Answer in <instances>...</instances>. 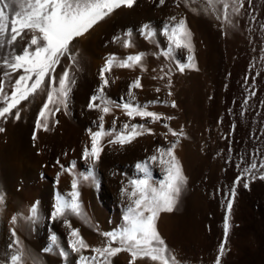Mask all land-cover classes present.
Wrapping results in <instances>:
<instances>
[{"label": "rangeland", "instance_id": "374dc122", "mask_svg": "<svg viewBox=\"0 0 264 264\" xmlns=\"http://www.w3.org/2000/svg\"><path fill=\"white\" fill-rule=\"evenodd\" d=\"M144 1L136 0L137 4L134 7ZM180 2L183 4V0H165V5L160 6L159 0H146L148 5L153 4L157 10L164 6L169 8L165 17L161 16L153 22L155 28L150 27L155 33L152 39L157 35L161 38L158 46L150 44L151 42L142 32L146 23L151 25L147 21H141V24L132 29L121 26L119 30L113 32L114 34L112 33L113 35L105 36L97 43L94 38L92 39V34L102 26L104 21L127 8L114 11L93 26L89 32L74 40V46L70 47L77 61L72 73L75 85L72 88L67 110L61 108L60 112L50 117L49 131L36 130L38 112L47 100L46 90L38 91L34 96L29 97V100L21 102L18 106L21 113L20 120L17 121L12 117H9L6 122L0 120V127L5 128V131L0 133V141L4 139L5 142L3 140L0 143L9 144L0 145L2 149H0V197L4 192L2 201H5L3 203L0 200L2 202L0 206L3 205L0 207V213L7 211L5 215L1 213L0 216L3 217L0 218V264H5L13 254V249L9 247L14 239L13 230L25 251L23 264H33V257L38 259V264H78L79 254L73 253L69 247L72 239L70 232L72 229L78 230L88 244V228L93 229V226H90L92 223L89 211L92 210L94 213L106 211L108 215H106L108 224L106 232L119 229L124 223L122 215L131 203L127 194H121V189L126 188L130 193L132 191L130 182L144 178L136 165L147 163L151 170V179L157 185L164 177V170L160 164L149 160L150 156L158 155V148H167L176 140V137L163 127L164 123L176 131L183 128L186 134V138H180L175 155L182 164L187 184L174 211L166 212L169 218L163 224L162 232L165 235L162 233L161 238L167 247L183 264H216L218 255L220 264H227L239 253L241 240H248L253 247L258 245L255 233L251 232L247 236L248 239L239 235L237 231L242 227V220L237 214L240 215V211L264 210V180L258 178L260 174H264V170L259 168L254 170L253 178L245 181L249 184L248 188H244L243 184L236 186L233 182L238 175H244V169L250 164L259 165L264 162V28L261 27L264 25V0H250V3L249 0H245V9L242 14L239 17H232L235 21L234 27L226 25L223 21L220 5L217 7L218 11L213 12L207 0H186V5L183 4L185 8ZM195 3L199 7L197 4L195 6ZM218 14L221 15L219 20L216 18ZM172 16H175L177 20L185 19L188 28H191L193 32H191L194 47L192 55L195 58L196 69H186L184 73L177 70L176 63L188 62L187 50H176L172 60L162 55L168 48L164 27L174 23L169 19ZM128 31L132 32L131 39L135 44L131 48H124L121 41H114V37L123 38ZM90 37L94 42L90 40L88 43ZM146 41L149 45L145 43ZM26 43L27 39L18 43L14 46L15 51L20 53ZM139 53H145V59L142 61L143 70L141 66H139L141 70L138 66L135 68L113 67L110 73L105 74L109 81L104 90L105 96L115 103L122 104L129 99L127 96L129 86L139 78L142 87L132 89L135 95L134 103L141 106L148 105L147 110L173 118L156 123L151 122L150 118L130 119L122 109L113 107L112 112L105 116L106 131L112 128L115 120L117 131L124 123L143 124L154 134L144 132L143 135L123 146L108 142L114 136H104L100 142L103 150L99 161L93 165L91 158L87 161L83 158V152L85 148L89 150L91 148V132L100 130L98 127L100 112L88 108L91 96L97 94L102 84L100 70L110 56L114 55L118 60H123L128 55ZM3 56L4 54L0 52V58ZM153 62L158 70L153 69L163 73L165 80L168 78L175 81L176 79V82L181 83V85L179 83L180 88H175L163 79L160 81L161 78L159 81L152 78ZM68 63L66 58L62 59L56 72L60 73ZM0 65H2V59H0ZM3 71L5 69L0 66V79H7L3 77ZM20 74L22 71L14 74L12 81ZM164 81L168 85H164ZM168 87L177 89L172 88V92L170 91L172 96L167 95ZM157 88L160 89L159 92L156 91ZM6 91L9 94L11 92L7 84ZM253 91L256 93L254 96L250 95ZM245 99L248 101L247 104L244 103ZM157 100L160 103H150ZM173 101L177 105L175 108L171 107ZM96 103L99 104V101ZM34 132L35 140H33ZM19 151L24 154L21 155ZM1 152L6 154L2 155ZM7 154L11 156L12 162L16 161L11 167L9 166V169L14 171L13 175L10 170V172L4 170L5 167L1 162L3 156H8ZM19 154L24 156L21 158ZM89 170L93 171L95 182H89V186L87 182H81L78 187L79 200L85 214L89 216V223L69 215L67 220L71 225L70 228L64 222L65 218H52L51 213L54 211L57 196L70 199L72 180L79 179ZM233 187L236 191L234 198L230 196ZM252 194L254 203L258 201L254 207L250 200ZM229 199L233 203L230 213L227 210ZM32 206H36L38 212L35 223L26 219L30 215ZM13 217H16L15 223H13ZM226 218L227 236H225ZM116 221L119 223L114 226ZM53 236L56 238L55 245L52 244ZM101 236L99 245L106 242L105 237ZM222 242L225 250L220 255L219 249ZM61 252L67 255L61 256ZM83 254L92 255L88 251H84Z\"/></svg>", "mask_w": 264, "mask_h": 264}, {"label": "snow or ice", "instance_id": "6c2138e0", "mask_svg": "<svg viewBox=\"0 0 264 264\" xmlns=\"http://www.w3.org/2000/svg\"><path fill=\"white\" fill-rule=\"evenodd\" d=\"M250 3V0H249ZM136 0H0V49H10L7 55L2 58L3 77L0 79V120L7 121L9 117L20 120L21 113L19 105L22 101L29 100L38 91H47V100L40 108L36 120V130L42 129L49 131L50 117L55 116L61 111V108L67 110L69 98L72 88L75 85L73 73L76 65V56L72 53L71 47L73 41L83 36L98 22L110 16L114 11L120 8L131 9L135 6ZM165 0H159V5L163 6ZM207 4L213 12H217V6H222V17L226 25L235 26L232 17H239L245 9V0H207ZM250 14V13H249ZM216 18L221 19V15ZM173 21L171 25H165L164 35L168 40L167 51L162 53L169 60L173 59V53L176 50H187L189 53L187 63L177 62L176 68L180 73H184L186 69H196L195 58L192 55L194 47L192 43V33L187 26L186 20L181 18L177 20L175 16L169 18ZM255 17L253 16V22ZM264 28V25H261ZM142 32L145 38L151 41L155 35L151 31L149 25H144ZM30 37V38H29ZM132 32L128 31L124 37L116 36L114 41H121L124 48H131L134 43L131 39ZM19 38V40H18ZM27 39L20 53L14 49L18 43H22ZM145 53L136 55H128L123 60H118L116 56H110L104 67L100 70L99 76L102 84L90 98L88 104L89 109H96L100 112L99 131L91 132V148H85L83 158L87 161L89 158L95 162L99 161L102 152L101 140L104 136H114L109 143L119 144L123 146L131 143L144 132L152 133L150 128L143 124L124 123L122 128L117 131L115 120L111 129H104L105 116L112 112L113 107L122 109L123 113L130 119L140 117L141 119H149L153 123L162 120H171L173 117H164L153 111H149L148 105H139L134 103L135 95L132 89L142 87L140 79L137 78L130 86L127 96L128 100L121 103H115L107 98L104 94L105 88L109 81L106 73H110L113 67L134 68L142 67V61ZM69 61L60 73L56 69L61 64L62 59ZM18 75L14 81L12 76ZM163 71V69H162ZM171 71V69H169ZM163 79V77H161ZM247 80V78H246ZM6 84L11 88L10 94L6 91ZM170 87V85H169ZM160 91L159 88L156 89ZM255 91L250 95L254 96ZM169 96L172 93L169 91ZM99 101V104L96 103ZM247 99L244 103L247 104ZM158 104L160 101L150 102ZM171 107H177L173 101ZM15 110V111H14ZM58 123V121H55ZM163 127L168 130L175 142H172L167 148H158V155H152L149 160L153 163L158 162L164 170V177L157 183L151 179V170L147 163H139L137 169L143 173V179H134L130 183L132 191L129 193L126 188L121 189V194L128 195L131 203L124 212V223L119 229L102 232L106 238V242L100 247L90 249V246L84 241L80 233L76 229H72L70 236L72 237L69 247L73 253L79 254L78 264H111L110 258L121 252L130 254V264H136L138 258H148L158 264H181L177 257L167 247L165 241L161 238L156 222L162 212L171 213L177 206L184 187L187 184V177L183 173L180 161L175 155V149L180 143V138H186L183 128L179 131L173 130L167 123ZM5 128L0 127V133ZM167 135V134H166ZM36 139L35 132L33 140ZM239 167V165H237ZM257 168L264 170V162L258 164L252 163L244 169V175H238L233 182L239 186L243 184L244 188H248L249 184L245 182L255 175L254 170ZM70 171V169H65ZM264 180V174L258 176ZM95 176L92 170L87 174H82L79 179L74 178L71 183L72 192L70 199L57 196L54 211L51 213L52 218H65V223L71 228L67 220V216L74 215L79 217L85 223L89 222V218L85 214L82 204L79 200L78 187L81 182H95ZM236 195L235 187L230 191V196L234 198ZM2 200V197H0ZM233 207L232 200L227 203V210L230 213ZM31 223H35L38 219L37 207L30 208V215L26 217ZM16 217H13V223ZM228 232L227 218L225 220V236ZM13 242L9 245L13 249V254L5 264H23L25 251L16 238V232H12ZM56 238L52 237V244L55 245ZM90 249L92 255H84V251ZM50 250V249H49ZM225 250L224 243H221L219 253L223 254ZM61 256L67 253L61 252ZM33 264H38V259L33 257ZM216 264H220L218 255Z\"/></svg>", "mask_w": 264, "mask_h": 264}, {"label": "bare ground", "instance_id": "6f19581e", "mask_svg": "<svg viewBox=\"0 0 264 264\" xmlns=\"http://www.w3.org/2000/svg\"><path fill=\"white\" fill-rule=\"evenodd\" d=\"M139 2V1H138ZM140 2H141V0H140ZM150 2V1H149ZM148 2V3H149ZM186 0H183V4H185L186 5ZM200 2H202V1H200ZM148 3H146V0L144 1V2H142L140 5H139V3H138V6H136V7H133L132 8V10H128V8H127V10L125 9V10H122L121 12H119L117 15H115V16H112V17H109L106 21H104V23L102 24V26L101 27H99L97 30H95V32L92 34L93 36H92V39L94 38V41L97 43V42H99V41H101L102 40V38L103 37H105V36H109L110 34L111 35H113L114 33L113 32H115L116 30H119V28H121V26H123V27H127V28H129V29H132V28H136L137 26H138V24H141L140 22L141 21H147V22H149V23H151V25H150V27H152V28H155V24H153V22H155V20L157 21V19L158 18H161V16L163 17H165V15H167V9H169L168 7H166V6H164L163 8H161V9H159V10H157L154 6H153V4L152 5H148ZM168 3V2H167ZM171 3V2H170ZM181 3V2H180ZM194 3V2H193ZM203 3V2H202ZM201 3V4H202ZM206 3V2H205ZM137 4V3H136ZM151 4V3H150ZM182 4V3H181ZM181 4H179V5H181ZM182 4V5H183ZM196 4L197 3H195V6H196ZM200 4V5H201ZM165 5V4H164ZM204 5V4H203ZM197 6H198V4H197ZM173 7V6H172ZM171 7V8H172ZM182 7V6H181ZM183 7H184V5H183ZM199 7V6H198ZM207 7V6H206ZM218 7V6H217ZM170 8V9H171ZM185 8V7H184ZM196 9H197V7H195ZM201 8V7H200ZM203 8H204V6H203ZM204 9H206V8H204ZM174 10V9H173ZM177 10V9H176ZM185 10V9H184ZM187 10V9H186ZM199 10V9H198ZM200 10H203V9H200ZM206 10H208V9H206ZM206 10H205V13H206ZM178 11V10H177ZM176 11V12H177ZM196 11V10H195ZM180 12V11H179ZM183 12V11H182ZM197 12V11H196ZM200 12V11H199ZM178 13V12H177ZM185 13V12H184ZM199 14V13H198ZM177 15V14H176ZM184 15V14H183ZM204 15V14H203ZM168 18V17H167ZM97 25V24H96ZM125 25V26H124ZM146 25H147V23H146ZM149 25V24H148ZM161 25V24H160ZM191 25V24H190ZM193 25V24H192ZM154 26V27H153ZM140 27V26H139ZM192 27H194V26H192ZM196 28V27H195ZM199 28V27H198ZM123 29H125V28H123ZM136 30V29H135ZM190 30H191V28H190ZM136 32V31H135ZM134 32V33H135ZM191 32H192V30H191ZM113 33V34H112ZM193 33V32H192ZM135 36V35H134ZM133 38V37H132ZM198 39H199V37H197ZM140 39V38H139ZM159 39H161L160 38V36L159 35H157L155 38H153L150 42V44H154V46L155 45H160V40ZM90 40H91V37H90V39H89V41H88V43L90 42ZM143 40V39H142ZM91 41H93V40H91ZM93 41V42H94ZM133 41V40H132ZM136 41H137V39H136ZM144 41V40H143ZM195 42H196V40H194ZM95 43V44H96ZM145 43H147V41L145 42ZM163 43V42H162ZM135 44V43H134ZM148 44V43H147ZM88 45V44H87ZM90 45V44H89ZM97 45V44H96ZM141 45H142V42H141ZM149 45V44H148ZM22 46V45H21ZM91 46V45H90ZM93 47L95 46V45H92ZM162 46V45H161ZM113 47V46H112ZM142 47V46H141ZM151 47V49H152V46H150ZM150 47H148V48H150ZM160 47V46H159ZM146 48V47H145ZM144 48V49H145ZM148 48H146V49H148ZM154 48V47H153ZM84 49V48H83ZM89 49V48H88ZM91 49V48H90ZM199 49H200V47H199ZM10 51V49H7V48H5V49H0V52H1V54H4V55H6L8 52ZM124 51V50H123ZM148 50H146V52H147ZM154 51V50H153ZM153 51H151V52H153ZM83 53V52H82ZM149 53V52H148ZM80 56V55H79ZM148 57V56H147ZM86 58V57H85ZM88 59V58H87ZM145 59V58H144ZM200 59V58H199ZM79 60V59H78ZM151 60V59H150ZM87 61V60H86ZM154 61V60H153ZM174 61V60H173ZM200 61V60H199ZM147 62V61H146ZM202 62V61H201ZM89 63V62H88ZM150 63V62H149ZM199 63V62H198ZM84 64V63H83ZM153 64V66L151 67V65L149 64V66L153 69V68H156L157 69V67H154L155 66V64H154V62L152 63ZM160 64V63H159ZM167 64V63H166ZM144 65V64H143ZM200 65V64H199ZM148 66V67H149ZM139 67V66H138ZM147 67V68H148ZM149 67V68H150ZM159 67V66H158ZM202 67V66H201ZM135 68V67H134ZM139 69H140V67H139ZM138 69V70H139ZM156 69H153L152 71H153V75L151 76L152 78H154V79H156V81L158 80L159 81V78H161V77H163L162 76V74L163 73H160L159 71H157ZM137 70V69H136ZM141 70V69H140ZM164 71V70H163ZM146 73V72H145ZM149 74V73H148ZM138 75V74H137ZM169 75V74H168ZM150 76V75H149ZM258 76V75H257ZM176 77V76H175ZM195 77V76H194ZM191 78H193V77H191ZM196 78V77H195ZM118 79V78H117ZM174 79V78H173ZM151 80V79H150ZM163 80H165V78H163ZM162 79L160 80V81H163ZM178 80H180V79H178ZM165 81H167L169 84H171L172 86L174 85L175 86V88H180V85H181V83H180V85H179V83L178 82H176V79H175V81L173 80V81H171L170 79H166ZM164 81V82H165ZM149 82H151V81H149ZM167 82H165V84L164 85H168L167 84ZM184 82V81H183ZM146 83V82H145ZM163 83V82H162ZM196 84V83H195ZM117 85V84H116ZM162 85V84H161ZM185 85V84H184ZM158 86V85H157ZM186 86V85H185ZM169 88V87H168ZM172 88H174V87H172ZM172 88H169V91H171L172 92ZM174 88V89H175ZM174 89H173V91H174ZM145 90V89H144ZM175 90H177V89H175ZM168 91V90H167ZM178 92V91H177ZM117 93V92H116ZM168 93V92H167ZM168 95V94H167ZM169 96V95H168ZM172 96V95H171ZM176 97V96H175ZM38 107V106H37ZM180 106H178V108H179ZM22 108V107H21ZM180 109V108H179ZM152 110V109H151ZM162 110V109H161ZM175 111V110H174ZM23 113H25V112H23ZM184 113V112H183ZM186 116V115H185ZM190 116V115H189ZM180 117V116H179ZM182 117V116H181ZM179 119V118H178ZM70 120V119H69ZM185 120V119H184ZM181 122H182V120H180ZM179 122V121H178ZM180 123V122H179ZM185 123V122H184ZM173 124V123H172ZM181 124H183V122L181 123ZM180 125V124H179ZM187 125V124H186ZM181 126H183V125H181ZM174 128V127H173ZM1 137V136H0ZM3 137H4V135H3ZM5 139H7L6 137H5ZM3 140L4 139H2L1 141L3 142ZM51 140V139H50ZM0 141V142H1ZM11 141V140H10ZM4 142H5V140H4ZM3 144L4 145H9V144H5V143H0V145H2L3 146ZM18 144V143H17ZM182 144V143H181ZM184 144V143H183ZM19 145V144H18ZM17 145V146H18ZM41 145V144H40ZM13 146V145H12ZM22 146V145H21ZM10 147V146H9ZM179 147V146H178ZM4 148V147H3ZM6 148V147H5ZM17 148V147H16ZM24 148H25V146H24ZM181 148H184V147H181ZM181 148H180V150H181ZM0 149H1V147H0ZM8 149V148H7ZM6 149V150H7ZM2 150V149H1ZM10 150H11V148H10ZM18 150V149H17ZM22 150H24V149H22ZM119 150V149H118ZM185 150V149H184ZM5 151V150H4ZM27 151V150H26ZM33 151V150H32ZM3 152V151H2ZM1 152V153H2ZM8 152H9V150H8ZM18 152V151H17ZM19 152H21V155L22 154H24V153H22V151H19ZM24 152H25V150H24ZM28 153H29V151H28ZM4 154H6V153H2V155H4ZM10 154V153H9ZM13 155H14V152L12 153ZM178 154H179V152H178ZM8 155V154H7ZM18 154L16 153V156H17ZM20 154H19V156H21ZM29 155H30V153H29ZM24 156V155H23ZM23 156H21V158L23 157ZM26 156H27V153H26ZM1 157V156H0ZM11 157V156H10ZM9 157V155L8 156H3V159H1V162L3 163L2 165H4V170L6 171V170H10L9 172L13 175V169H9V166L11 167L12 165H13V163H14V161L12 162V160H11V158ZM13 157V156H12ZM18 157V156H17ZM29 158H30V156H28ZM20 158V159H21ZM26 158V157H25ZM28 158V159H29ZM15 158H13V160H14ZM23 161H25V160H23ZM27 161V160H26ZM29 161H31V160H29ZM32 162V161H31ZM46 162V161H45ZM15 163H16V161H15ZM14 163V164H15ZM17 163H18V160H17ZM22 163V162H21ZM23 164V163H22ZM22 164H20V166H24V165H22ZM1 165V164H0ZM182 165V164H181ZM16 167V166H15ZM19 167V166H18ZM17 167V168H18ZM25 167V166H24ZM23 167V168H24ZM2 168V167H1ZM14 168V167H13ZM21 168V167H20ZM28 168V167H27ZM4 170H3V175H4ZM7 172V171H6ZM16 172V171H15ZM18 172V171H17ZM24 172V171H23ZM28 172V171H27ZM19 174H20V171H19ZM8 175H9V173H8ZM70 175H71V173H70ZM11 176V175H10ZM14 178V177H13ZM17 179V178H16ZM88 183L89 182H87V185H88ZM7 184V183H6ZM40 184V183H39ZM9 186V185H8ZM38 186V185H37ZM89 186V185H88ZM261 189V188H260ZM1 192H3V191H1ZM88 192H89V190H88ZM4 193V192H3ZM2 193V195L4 196V194ZM87 193V192H86ZM88 195H89V197H91L90 196V194L89 193H87ZM1 196V195H0ZM2 196V197H3ZM88 197V198H89ZM4 198V197H3ZM2 198V199H3ZM4 200V199H3ZM87 200V199H86ZM250 200H251V203L252 204H254L253 205V207L256 205V203L258 202H255L254 203V196H253V194L251 195V198H250ZM2 201V200H1ZM0 201V202H1ZM3 203L5 202V201H2ZM1 202V203H2ZM1 206H3V205H1ZM0 206V207H1ZM89 206V205H88ZM95 206V205H94ZM85 207V206H84ZM97 208H98V206H96ZM8 208V207H7ZM94 207H92V209H93ZM90 209V208H89ZM258 209H260V208H258ZM4 210V209H3ZM97 210V209H96ZM1 211V210H0ZM5 211L6 210H4V213H2V214H6L5 213ZM88 211V210H87ZM86 211V212H87ZM105 211V210H104ZM104 211H96L95 213H94V211H92L91 210V212L89 211V215H90V220H91V223H92V225H90V226H93V229L91 230V229H89V228H91V227H89L88 228V245L90 246V249L91 248H94V247H100V246H102V244L103 243H101V245H99L100 244V240L102 239L101 237V233L102 232H106V231H108V224H107V219H106V215H107V213H106V211L104 212ZM7 212V211H6ZM108 212V211H107ZM239 212V211H238ZM237 212V213H238ZM1 213H0V216H1ZM239 214L240 215H238L237 214V216L238 217H240V219L242 220V227L237 231L238 233H239V235L240 236H242L243 238H245V239H248V235L251 233V232H253V233H255L256 234V237L258 238V245L256 246V247H253V246H251V244H249V242H248V240H245V241H240L241 243H240V247H239V249H240V251H239V253H237V256H235L234 257V260L231 258L230 259V262L228 261L227 262V264H264V210L263 211H240L239 212ZM87 215V214H86ZM110 215V214H109ZM170 215V214H169ZM3 216V215H2ZM108 216V215H107ZM123 216V215H122ZM76 217V216H75ZM87 217H89V216H87ZM0 218H3V217H0ZM109 218V217H108ZM116 218H117V216H116ZM167 218H169V217H167V213L166 212H162L161 214H160V216H159V218H158V220H157V222H156V226H157V230H158V232H159V234H160V236L162 235V233L164 234V232H162V227H163V224H165V221H166V219ZM80 218L78 217V220H79ZM121 219V218H120ZM239 219V220H240ZM1 220V219H0ZM83 221V220H82ZM82 221H80V222H82ZM121 221V220H120ZM122 222V221H121ZM89 223V222H88ZM118 223H119V221H116V223L114 224V226L116 225H118ZM5 226V225H4ZM112 226V225H111ZM114 226H112V227H114ZM263 226V227H262ZM110 227V226H109ZM111 227V228H112ZM120 228V227H119ZM234 228V227H233ZM165 229H167V228H165ZM169 229V228H168ZM171 229V228H170ZM4 230V229H3ZM85 232V231H84ZM166 232V231H165ZM234 232V231H233ZM236 232V233H237ZM168 233H170V232H168ZM86 235V234H85ZM165 235V234H164ZM236 236V235H235ZM163 237H165V236H163ZM169 237H170V235H169ZM254 237V236H253ZM4 238V237H3ZM7 238V237H6ZM106 239V238H105ZM98 240H99V243H98ZM103 241H104V237H103ZM102 241V242H103ZM257 242V241H256ZM86 243H87V241H86ZM239 245V244H238ZM90 249L88 250V252H90L91 253V251H90ZM176 249V248H175ZM93 254V253H92ZM175 254V253H174ZM236 254V253H235ZM176 255V254H175ZM30 258V257H29ZM179 258V257H178ZM181 258V257H180ZM178 260V259H177ZM180 260V259H179ZM178 260V261H179ZM232 260V261H231ZM130 261H131V257H130V254L129 253H127V252H121V253H119V254H117L116 256H114V257H111L110 258V262H111V264H130ZM181 262V264H183L182 263V261H180ZM184 263H186V262H184ZM136 264H158V262H153V261H151L150 259H148V258H138L137 260H136Z\"/></svg>", "mask_w": 264, "mask_h": 264}]
</instances>
